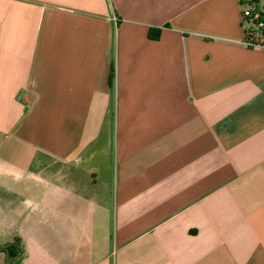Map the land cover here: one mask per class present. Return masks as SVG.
Masks as SVG:
<instances>
[{
    "label": "crops",
    "instance_id": "0c3cea01",
    "mask_svg": "<svg viewBox=\"0 0 264 264\" xmlns=\"http://www.w3.org/2000/svg\"><path fill=\"white\" fill-rule=\"evenodd\" d=\"M240 2L0 0V264H264Z\"/></svg>",
    "mask_w": 264,
    "mask_h": 264
},
{
    "label": "built area",
    "instance_id": "2783aa9c",
    "mask_svg": "<svg viewBox=\"0 0 264 264\" xmlns=\"http://www.w3.org/2000/svg\"><path fill=\"white\" fill-rule=\"evenodd\" d=\"M240 6L244 44L249 48L264 49V5L259 0H243Z\"/></svg>",
    "mask_w": 264,
    "mask_h": 264
},
{
    "label": "trees",
    "instance_id": "16d2710c",
    "mask_svg": "<svg viewBox=\"0 0 264 264\" xmlns=\"http://www.w3.org/2000/svg\"><path fill=\"white\" fill-rule=\"evenodd\" d=\"M242 1H241V3H242ZM113 77H114V75L111 74V76H110L111 81H112ZM15 242L17 245H8L5 247L6 249H8V256H9L10 260L15 258L19 254V251L21 250V244H20L19 238L15 239Z\"/></svg>",
    "mask_w": 264,
    "mask_h": 264
},
{
    "label": "water",
    "instance_id": "95a60500",
    "mask_svg": "<svg viewBox=\"0 0 264 264\" xmlns=\"http://www.w3.org/2000/svg\"><path fill=\"white\" fill-rule=\"evenodd\" d=\"M1 245L6 246V245H17V244H16L15 242H8V243H4V244H1ZM21 254H22V252H21V250H20V251H19V254H18L15 258H13V259L11 260L10 264H14L15 260H16L18 257H20Z\"/></svg>",
    "mask_w": 264,
    "mask_h": 264
},
{
    "label": "rangeland",
    "instance_id": "374dc122",
    "mask_svg": "<svg viewBox=\"0 0 264 264\" xmlns=\"http://www.w3.org/2000/svg\"><path fill=\"white\" fill-rule=\"evenodd\" d=\"M21 252H24V246L23 245H21ZM19 257L17 258V264H19ZM15 264V263H14Z\"/></svg>",
    "mask_w": 264,
    "mask_h": 264
}]
</instances>
